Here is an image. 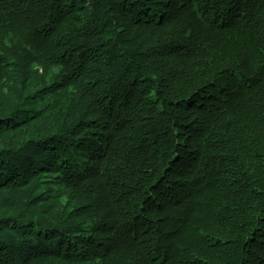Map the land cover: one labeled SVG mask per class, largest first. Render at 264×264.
<instances>
[{
  "label": "trees",
  "instance_id": "obj_1",
  "mask_svg": "<svg viewBox=\"0 0 264 264\" xmlns=\"http://www.w3.org/2000/svg\"><path fill=\"white\" fill-rule=\"evenodd\" d=\"M0 264H264V0H0Z\"/></svg>",
  "mask_w": 264,
  "mask_h": 264
}]
</instances>
